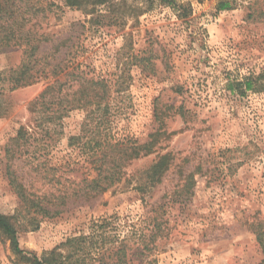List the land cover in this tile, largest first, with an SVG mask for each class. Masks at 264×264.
Returning <instances> with one entry per match:
<instances>
[{"label": "rangeland", "instance_id": "rangeland-1", "mask_svg": "<svg viewBox=\"0 0 264 264\" xmlns=\"http://www.w3.org/2000/svg\"><path fill=\"white\" fill-rule=\"evenodd\" d=\"M221 2L229 9L220 11ZM116 3L102 27L62 0H0V213L28 217L12 178L30 194L58 196L75 190L90 168L68 141L79 134L85 114L71 112L46 135L38 115L29 111L46 82L13 84L33 20L50 38L41 54L68 44L58 62L73 60L89 77L114 82L119 77L130 85L116 128L120 133L139 143L158 130L166 134L158 153H172L175 160L163 183L146 194L151 204H167L170 225L155 264H264L258 239V233L264 236V80L258 81L260 90L245 87L247 78L264 73V17L250 18L264 10V0ZM120 15L119 25L113 19ZM13 33L8 43L4 37ZM149 58L153 70H146ZM22 127L28 134L17 141ZM156 159L153 154L131 164L127 174L133 185L122 184L87 203L70 201L65 213L20 232V248L41 258L68 237L88 232L92 220H137L144 208L136 181ZM190 173L196 179L193 195L176 197ZM0 264L25 263L0 239Z\"/></svg>", "mask_w": 264, "mask_h": 264}, {"label": "trees", "instance_id": "trees-1", "mask_svg": "<svg viewBox=\"0 0 264 264\" xmlns=\"http://www.w3.org/2000/svg\"><path fill=\"white\" fill-rule=\"evenodd\" d=\"M116 1L62 0L67 8L84 10L91 17L88 23L102 27L103 20L108 18L106 14L117 6ZM218 8L220 11L228 10L229 3L221 2ZM261 17H264L262 9L250 14L254 21ZM113 21L123 24L124 17L117 16ZM32 22L25 35L24 60L12 72L13 84L19 88L46 82L44 90L29 104L30 113L38 115L40 127L46 135L56 132L71 112L78 110L85 114L79 134L68 141L72 153L90 168L85 177L76 182L75 190L71 193L64 191L58 196L30 194L17 183L16 178H12V185L23 204L22 208L28 210V217L22 212L13 216L0 213V239L9 242L14 255L25 264H155L153 256L159 242L169 236L170 225L164 210L167 204H151L146 194L163 183L174 163L172 153H158L164 142L162 137L166 134L158 130L145 143H139L120 133L116 128L123 115V103L130 85L119 81V77L115 82L89 77L90 74L82 70V64L76 65L73 60L68 64L58 62L56 56L61 49L68 48V44L61 42L58 46H52L48 53L41 54L42 45L50 42L49 34L38 31L37 25ZM4 39L10 43L15 39V34L7 35ZM145 66L146 70H153L150 58ZM61 77L65 81H61ZM261 79L264 80V73L258 78H247L246 90H260L263 85L258 84V81ZM156 120L159 121L157 115ZM27 134L25 128H20L17 141L25 139ZM153 154H157V159L136 181L135 189L141 194L144 208L137 220L136 217L120 219L118 216L92 220L88 232L68 237L59 247L41 258L20 248V232L26 231L28 227L37 229L40 219L65 213L70 201L87 203L122 184L133 185L135 180L128 176V168L133 162ZM195 186V174L190 173L184 177L176 197H191ZM258 239L264 248V236L258 233Z\"/></svg>", "mask_w": 264, "mask_h": 264}]
</instances>
